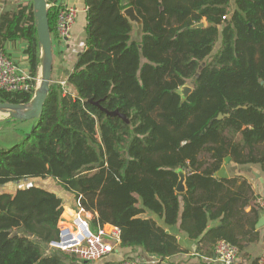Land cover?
<instances>
[{
	"label": "trees",
	"instance_id": "16d2710c",
	"mask_svg": "<svg viewBox=\"0 0 264 264\" xmlns=\"http://www.w3.org/2000/svg\"><path fill=\"white\" fill-rule=\"evenodd\" d=\"M31 3L0 13V51L25 41L36 78L40 48ZM83 5V49L64 83L51 82L23 140L0 149V187L50 178L96 227H117L119 241L102 264H176L165 262L182 252L166 230L173 227L196 240L195 251L206 257L214 256L219 240L239 253L257 243L260 195L245 177L217 172L227 156L264 172V0ZM129 7L140 19L139 41L131 39ZM58 12L47 10L52 34ZM190 80L191 91L182 96L178 90ZM34 90H0V101L28 103ZM178 169L182 192L175 189ZM63 210L62 197L42 186L0 192V264H78L73 254L50 246L59 240ZM137 249L156 261L125 252Z\"/></svg>",
	"mask_w": 264,
	"mask_h": 264
},
{
	"label": "built area",
	"instance_id": "2783aa9c",
	"mask_svg": "<svg viewBox=\"0 0 264 264\" xmlns=\"http://www.w3.org/2000/svg\"><path fill=\"white\" fill-rule=\"evenodd\" d=\"M75 17V8L59 7L55 32L54 34L51 33L53 47L55 45L61 46L66 41ZM34 80L36 81L35 86L33 85ZM63 83L61 82V84ZM36 86L37 77L33 78L29 73L23 71L7 55L6 51H0V90L6 92L29 91L33 87L35 89ZM256 204L260 212L264 214V197H258ZM78 212L79 214L90 215L92 218L89 212H85L82 209H79ZM67 222L68 224L59 226V220V240L52 242L50 246L69 252L80 261L92 262L106 257L119 241L120 232L115 226L104 225L97 227V232L94 233L89 228L88 223L82 221L79 217L70 219ZM77 234L78 236H76ZM213 253L214 259L218 264H245L240 260L239 249L225 240L217 241L214 245ZM120 264H138V261L136 259H124ZM252 264H264V249H262Z\"/></svg>",
	"mask_w": 264,
	"mask_h": 264
},
{
	"label": "crops",
	"instance_id": "0c3cea01",
	"mask_svg": "<svg viewBox=\"0 0 264 264\" xmlns=\"http://www.w3.org/2000/svg\"><path fill=\"white\" fill-rule=\"evenodd\" d=\"M31 1L32 0H0V13L4 11H11L15 9L16 5L28 4L31 3ZM47 4L49 6H56L58 8L72 7L76 9L75 21L71 27L68 38L61 46L55 45L53 47V54L55 53L56 57L53 55L52 78L59 82H63L67 73L72 70L77 55L83 49L85 8L83 5V0H47ZM25 48V41L17 40L15 42L7 43L5 46V51L7 55L15 63H17L23 71L29 73L27 56L24 53ZM65 59H68L69 61L66 63ZM225 170L227 177L238 175L245 177L251 184L254 193L264 197V172L261 170L259 164H236L232 161H229V163L225 165ZM260 180H263V182ZM67 194L69 197H71V201H73V196L70 193ZM246 210H249V208ZM261 215L263 214L260 213L259 217ZM215 224L216 222H209L208 226H213ZM166 230L175 234L177 240L180 242L182 252L173 255L169 259L165 260V262L170 261L176 264H218L215 261L214 256L206 257L204 254L196 252V240H189L185 232L179 231L176 227L171 229L166 228ZM259 232L260 236L258 242L254 244H246L245 249L241 252L243 255H245V262H243L241 259L240 260L245 264H250V260L252 261L253 259L257 258L262 249H264V224L259 228ZM125 252L134 258L139 257L147 263L156 261L153 256L144 254L140 249H137L134 252H131L130 250ZM110 256H112V254H110Z\"/></svg>",
	"mask_w": 264,
	"mask_h": 264
},
{
	"label": "water",
	"instance_id": "95a60500",
	"mask_svg": "<svg viewBox=\"0 0 264 264\" xmlns=\"http://www.w3.org/2000/svg\"><path fill=\"white\" fill-rule=\"evenodd\" d=\"M32 12L34 17V23L36 26L37 40L40 48V65H39V83L37 84L32 99L28 103H10L0 101V114L5 115V118L15 119L18 121H26L30 119H38L42 113L43 104L47 98L50 84L52 82V70H53V43L51 38V32L49 30L47 10L50 7L47 4V0H32ZM124 14L131 22H137L140 24V19L135 14L134 9L129 7L125 9ZM198 26H201L199 24ZM185 86V85H184ZM182 87L178 90L182 96L187 95L190 91V87ZM91 102V100H89ZM109 115L117 114V111L107 112ZM230 161V157L227 156L224 159V164L217 172V176L221 178H227L225 165ZM178 182L176 185V191L182 192L184 190V172L181 169L177 170ZM263 182V180H260ZM264 224V214L261 215L255 227L258 229Z\"/></svg>",
	"mask_w": 264,
	"mask_h": 264
},
{
	"label": "rangeland",
	"instance_id": "374dc122",
	"mask_svg": "<svg viewBox=\"0 0 264 264\" xmlns=\"http://www.w3.org/2000/svg\"><path fill=\"white\" fill-rule=\"evenodd\" d=\"M133 29L131 31V39L139 41L141 32H140V24L137 22H132ZM220 47V38H218L217 42L215 43V46L213 48L212 54L216 53L218 48ZM55 57V53L53 54ZM66 63L69 61L68 59H65ZM39 72L37 75V80H39ZM53 81V78H52ZM39 82L37 81V84ZM192 80L187 82L184 87H190L191 88ZM5 115L0 114V149H7L10 146L14 145L15 143H18L23 140L24 135L27 134L33 127L34 119L26 120V121H18L15 120L11 123H1L4 121ZM38 185L42 186L46 189L54 191L57 195L61 196L64 201V214L60 218L59 226L68 224V220L70 219H76L79 217L82 221H85L88 223L89 228L95 233L97 232V227L94 225L93 221H91L90 215H85L83 213L78 212L73 206V201H71V197L60 188V186L52 179H23L20 181L15 182H9L7 184H4L2 187H0V192H14L17 188L25 187L28 185ZM114 246V245H113ZM114 248V247H113ZM245 255L242 253H239L240 259L245 262ZM75 258V257H74ZM76 259V258H75ZM78 260V259H77ZM107 258H101L96 261L83 263L78 262V264H102ZM138 260V259H137Z\"/></svg>",
	"mask_w": 264,
	"mask_h": 264
},
{
	"label": "bare ground",
	"instance_id": "6f19581e",
	"mask_svg": "<svg viewBox=\"0 0 264 264\" xmlns=\"http://www.w3.org/2000/svg\"><path fill=\"white\" fill-rule=\"evenodd\" d=\"M37 81L39 82V80H37ZM81 232H82V231H81ZM81 232H80V233H81ZM76 236H78V234H77Z\"/></svg>",
	"mask_w": 264,
	"mask_h": 264
}]
</instances>
